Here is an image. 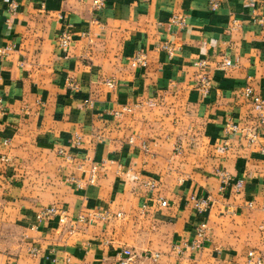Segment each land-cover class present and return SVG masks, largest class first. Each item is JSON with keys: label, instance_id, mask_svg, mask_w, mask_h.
<instances>
[{"label": "crops", "instance_id": "obj_1", "mask_svg": "<svg viewBox=\"0 0 264 264\" xmlns=\"http://www.w3.org/2000/svg\"><path fill=\"white\" fill-rule=\"evenodd\" d=\"M15 2L10 12L0 0V264H117L125 247L136 264L264 259V127L242 95L251 86L264 100V0ZM65 30L67 50L57 43ZM138 53L144 65L132 64ZM123 105L132 109L114 115ZM227 120L257 141L226 137ZM50 205L68 221L38 220ZM89 213L98 217L78 220ZM201 221L206 237L192 248Z\"/></svg>", "mask_w": 264, "mask_h": 264}, {"label": "built area", "instance_id": "obj_2", "mask_svg": "<svg viewBox=\"0 0 264 264\" xmlns=\"http://www.w3.org/2000/svg\"><path fill=\"white\" fill-rule=\"evenodd\" d=\"M5 1L8 2V10L12 12L16 7L15 0H5ZM104 4H105V0H91V5L94 10H98L102 8ZM217 5H218V0H210V7L212 9H215ZM171 22L176 25L183 24V21L175 15L171 17ZM239 25L240 24L235 23V26L238 27ZM57 43L61 49L67 50L71 43L70 33L66 30L59 33L57 37ZM161 48L166 50L169 56L171 55L172 48L170 44L164 43L161 45ZM8 49H10L9 46L3 48V53H6V50ZM144 62L145 61L142 53L136 54L132 59L133 65L136 64L144 65L145 64ZM206 63L207 62L204 59H200L197 62H195V65L198 67L197 86L204 92H207L210 85L208 70H206ZM220 66L226 69L231 66V61L228 58H224L223 61L220 63ZM106 83L109 86H113L114 84L113 81L110 79L107 80ZM242 95L252 103L253 109H255L258 112L259 122L264 127V100L257 93H255V91L252 89L251 86H246L242 91ZM0 105H1V98H0ZM131 109H132L131 106L123 105L120 110H114L113 113L114 115L118 116L123 112L130 111ZM223 131L226 137L229 138L238 135L242 136L248 145H253L257 141L258 136L260 135L256 130L254 129L250 130L246 127H241L233 120H227L224 123ZM259 151L260 153L264 154V142L260 146ZM58 154L60 156H63L64 160L70 161L69 155L64 154V151L62 149L58 150ZM98 168L99 165L95 163L90 165V169H89L90 175L88 177V182L92 183L94 181V176L98 171ZM219 174L222 175L223 177L228 176L227 173H225L224 171H220ZM75 182L77 183V185L80 186L77 180H75ZM149 185L151 188L156 187L155 181H150ZM233 186L235 187L236 190H240L241 187L243 186V180L238 179L237 181H235ZM188 200L192 203L193 207L199 211H203L208 204V199L197 198L194 195H191ZM160 205L165 206L167 205V203L164 199L160 198ZM248 205L251 206L252 202H248ZM262 208L264 209V204L262 205ZM120 214L121 213H116V216H120ZM52 216H57L60 223H65L68 221V215L65 212V210L56 205L41 207L36 213V218L38 220L46 219ZM95 217H98V215L95 213H89L87 219L84 216L79 215L78 220L92 221V219H94ZM259 229L264 232V219L261 221L259 225ZM206 230H207L206 222L205 221L199 222V224L195 229V234L198 237V239L193 242V244L191 245L192 248L198 247L200 245V240L206 237ZM138 257L139 255L133 252L132 249L125 247L121 249V251L119 252L117 264H136V260ZM142 257L144 259L156 260L159 257V254L146 252L142 255ZM246 264H264V259L260 256L255 255L253 251H249L247 253Z\"/></svg>", "mask_w": 264, "mask_h": 264}, {"label": "rangeland", "instance_id": "obj_3", "mask_svg": "<svg viewBox=\"0 0 264 264\" xmlns=\"http://www.w3.org/2000/svg\"><path fill=\"white\" fill-rule=\"evenodd\" d=\"M116 215V214H115Z\"/></svg>", "mask_w": 264, "mask_h": 264}]
</instances>
